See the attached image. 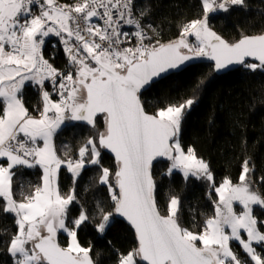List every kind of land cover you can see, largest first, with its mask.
Wrapping results in <instances>:
<instances>
[{"label":"snow or ice","instance_id":"obj_1","mask_svg":"<svg viewBox=\"0 0 264 264\" xmlns=\"http://www.w3.org/2000/svg\"><path fill=\"white\" fill-rule=\"evenodd\" d=\"M201 6L202 15L184 24L176 40L162 43L156 29L142 23L149 9L135 0H0V212L16 225L10 237L0 234V244L13 264H95L91 245L78 234L86 224L103 234L117 215L136 236L135 248L117 250V264H264V219L253 211V206L264 209V192L253 179L255 165L245 158L237 182L225 177L217 185L209 164L181 142V123L203 81H193L190 97L154 112L141 100L142 89L154 80L185 71L188 62L202 57L214 62V71L230 65L264 70V32L229 42L209 26L210 13L246 9L247 0H201ZM50 36L64 45L67 71L44 58ZM29 84L41 95L35 115L24 98ZM98 116L103 131L97 129L75 159L58 155L54 139L66 122L96 128ZM105 150L114 154L115 169L103 165ZM160 157L170 161L167 175L180 171L185 179L210 183L213 214L198 226L193 218L198 230L182 225L178 197L169 198L163 214L158 207L153 162ZM86 162L99 169L97 184L111 204L98 199L90 209L80 205L76 178ZM37 167L40 183L32 184L22 170ZM62 167L73 178L66 192L59 182ZM74 205H79L75 216ZM60 233L68 237L66 245L58 240Z\"/></svg>","mask_w":264,"mask_h":264},{"label":"trees","instance_id":"obj_2","mask_svg":"<svg viewBox=\"0 0 264 264\" xmlns=\"http://www.w3.org/2000/svg\"><path fill=\"white\" fill-rule=\"evenodd\" d=\"M135 3L139 8L146 6L149 9L142 23L151 24L159 34L156 38L162 43L176 40L184 24L202 15L201 0H135ZM247 4L246 9L234 7L228 12L210 13L209 26L229 42L237 41L243 34L264 32V0H247ZM149 35H152L151 31ZM188 40L192 43L193 39L188 37ZM43 54L59 70L67 66L63 45L56 38L50 36L46 40ZM201 80L203 83L196 93V102L181 123L182 144L193 147L197 155L207 161L217 185L225 177L237 182L242 161L250 158L255 165L253 179L257 181L260 191L264 192V185L260 183V178L264 177V70L252 71L241 66L231 73H219L213 70L212 63H198L146 87L141 93V100L146 110L154 112L174 99L190 97L193 81ZM24 98L30 113L35 115L33 109L41 105L39 88L27 85ZM97 120L96 128L83 121H72L63 126L54 141L58 155L75 159L83 143L94 137L97 129L103 131V120L99 116ZM102 163L110 169L116 167V161L106 151L102 152ZM169 165L167 158L153 163L158 207L163 214L169 198L178 197L182 204V225L198 230L193 226V218L198 226L213 214V200L216 197L212 194L210 198L211 185L206 180L194 177L186 180L180 173L169 176L166 174ZM22 172L27 181L40 183L42 169H23ZM98 175L99 169L93 165L85 168L76 178L80 205L86 209L92 208L98 199L111 204L104 186L97 184ZM16 182L17 178L14 177V195L18 198ZM59 182L62 192L73 185L72 175L65 167L61 168ZM78 208L79 205L72 206L74 216ZM254 215L264 219V209L255 207ZM5 231L10 237L15 233L16 225L11 215L0 212V234ZM78 235L85 246L91 245L96 264H117V250L126 253L136 247L134 230L118 215L104 235L93 224L82 226ZM58 240L63 246L67 244L68 237L60 233ZM241 255L244 258V254ZM0 264H13V258L4 244H0Z\"/></svg>","mask_w":264,"mask_h":264},{"label":"water","instance_id":"obj_3","mask_svg":"<svg viewBox=\"0 0 264 264\" xmlns=\"http://www.w3.org/2000/svg\"><path fill=\"white\" fill-rule=\"evenodd\" d=\"M252 61H254L252 58H248V62H252ZM257 62V61H256ZM198 63H212V64H214V62L213 61H211L210 59H208L207 57H202V58H198V59H196V60H193V61H191V62H188V67L189 66H192V65H197ZM241 66L242 65H230L228 68H226V69H223V70H220V71H218L219 73L221 72V73H231V71H235V70H237V69H240L241 68ZM173 74H176V72H169L168 74H165L162 78H159V79H157V80H154V82L152 83V84H155V82H157V81H160V80H162V79H164L165 77H167V76H170V75H173ZM151 84V85H152ZM146 87H148V86H146ZM144 91V89H142V91H141V93ZM106 152H108L113 158H114V154L113 153H111L110 151H108V150H105ZM161 158H164V157H160V158H157V160L156 161H154L153 163H155V162H157L158 161V159H161ZM114 160H115V158H114ZM118 217H120V216H118ZM127 225H129L130 226V224L123 218V217H120ZM131 227V226H130ZM133 229V228H132ZM134 230V229H133ZM96 264V263H95Z\"/></svg>","mask_w":264,"mask_h":264},{"label":"rangeland","instance_id":"obj_4","mask_svg":"<svg viewBox=\"0 0 264 264\" xmlns=\"http://www.w3.org/2000/svg\"><path fill=\"white\" fill-rule=\"evenodd\" d=\"M48 39H49V37L45 38V42H46V40H48ZM190 43H191V42H190ZM192 43H195V40H194V39L192 40ZM43 48H44V45H43ZM42 50H43V49H42ZM192 107H193V106H192ZM187 112H189V110H188ZM180 131H181V130H180ZM204 160H205V159H204ZM205 161H206V160H205ZM206 162H207V161H206ZM89 166H93V165H89V164H87V162H86V164H85V168H87V167H89ZM85 168H84V169H85ZM84 169H83V170H84ZM83 170H82V171H83ZM81 173H82V172H81ZM173 173H180V174L183 175V173L180 172V171H174ZM173 173H172V174H173ZM71 175H72V174H71ZM184 178H185V177H184ZM189 178H191V177H189ZM189 178H187L186 180H188ZM228 178H229V177H228ZM234 207L236 208L237 211H240V209H241L242 206H240V205L237 204V205H234ZM255 207H258V206H253V211H254V208H255ZM106 231H107V229H106ZM106 231H105V233H106ZM105 233H103V234L100 233V234H101V235H104ZM234 250L237 251V253L241 256V258H243L242 255H241V253H243V252H242V250L240 249L239 245H235V242H234ZM257 250L259 251V248H258ZM243 254H244V253H243Z\"/></svg>","mask_w":264,"mask_h":264},{"label":"built area","instance_id":"obj_5","mask_svg":"<svg viewBox=\"0 0 264 264\" xmlns=\"http://www.w3.org/2000/svg\"><path fill=\"white\" fill-rule=\"evenodd\" d=\"M94 21H95V18H94ZM95 22H98V23H102L100 21H95ZM125 31H129V32H134L135 31V28L132 27V26H125L124 28ZM52 38H56L60 43L61 45H63V43L61 42V39L59 37H55V36H51ZM192 39H194V37H192ZM195 40V39H194ZM133 43H135V40H133ZM63 48H64V45H63ZM65 53V56H67L66 52L64 51ZM66 62H67V66L64 68V69H60L62 71H67L68 70V57L66 58ZM55 97V96H54ZM56 98V97H55Z\"/></svg>","mask_w":264,"mask_h":264},{"label":"crops","instance_id":"obj_6","mask_svg":"<svg viewBox=\"0 0 264 264\" xmlns=\"http://www.w3.org/2000/svg\"><path fill=\"white\" fill-rule=\"evenodd\" d=\"M29 85H30V84H29ZM31 85H33V84H31ZM34 86H35V85H34ZM73 122H75V121H73ZM67 123H68V122H66V124H67ZM66 124H65V125H66ZM62 127H63V126H62ZM54 141H55V139H54ZM59 178H60V177H59Z\"/></svg>","mask_w":264,"mask_h":264}]
</instances>
